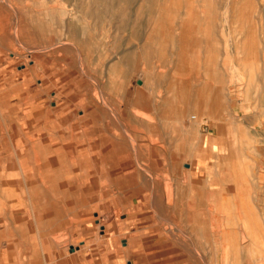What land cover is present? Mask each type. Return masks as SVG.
<instances>
[{
  "label": "rangeland",
  "instance_id": "374dc122",
  "mask_svg": "<svg viewBox=\"0 0 264 264\" xmlns=\"http://www.w3.org/2000/svg\"><path fill=\"white\" fill-rule=\"evenodd\" d=\"M0 23V264H223L208 204L264 185L195 165L225 162L218 123L261 132L264 0H0Z\"/></svg>",
  "mask_w": 264,
  "mask_h": 264
},
{
  "label": "crops",
  "instance_id": "0c3cea01",
  "mask_svg": "<svg viewBox=\"0 0 264 264\" xmlns=\"http://www.w3.org/2000/svg\"><path fill=\"white\" fill-rule=\"evenodd\" d=\"M7 83V79L1 80L0 86L3 85L4 87ZM4 92L3 94H5ZM144 100H146V97L142 95L139 101L146 104L147 102L145 103ZM4 105H7L6 99L4 100ZM1 118L4 120L3 114L0 116L2 123ZM258 120L261 132L256 133V140L247 141L245 143L246 147L243 146L240 136L236 135L233 127L230 129L233 123L228 121L222 124L218 123V126H223L222 139L225 162L223 165H216L217 158L214 161L206 162L204 157L201 156L197 158L195 169L199 171L204 170L205 174L203 176L207 177V179L217 171L222 177L221 182L231 186L240 185L245 182L244 177H248L249 174L246 168H252L251 173L255 177L256 182L264 185V122H260V118H256V120L248 118L245 125L247 124V127H250ZM2 127L4 128L3 124ZM225 127L229 128L226 129ZM148 134L150 135L152 132L149 131ZM190 134L193 135L194 133ZM249 136H254L253 130L249 132ZM222 139L219 136V140L222 141ZM244 151V157L246 158L243 159ZM185 165L187 173L194 176L192 174L194 172V164ZM211 169L214 170L213 173ZM236 189L231 190L229 188L230 191L234 192L232 193L234 195H222L221 200H216L215 205L218 207L217 210L213 209L214 205L212 203L208 204L209 214L211 213L213 216L211 220L213 230H218L221 233L219 242L222 245L224 253L223 264H264V195H240L238 187ZM207 195H211L210 192ZM208 198L210 197L208 196ZM54 251L55 249L50 250L52 254L48 255H53ZM79 256L80 254L69 256L66 261L77 259ZM81 259L86 260L84 264H88L87 260H90L85 259V257ZM20 262L18 261V263ZM90 264H93V261Z\"/></svg>",
  "mask_w": 264,
  "mask_h": 264
},
{
  "label": "bare ground",
  "instance_id": "6f19581e",
  "mask_svg": "<svg viewBox=\"0 0 264 264\" xmlns=\"http://www.w3.org/2000/svg\"><path fill=\"white\" fill-rule=\"evenodd\" d=\"M62 1H64V0H61V2ZM119 1V0H118ZM63 6V5H62ZM94 6V5H93ZM92 6V7H93ZM114 6H115V4H114ZM89 10V9H88ZM116 13V12H115ZM91 14V13H90ZM100 14H102V13H100ZM65 21V20H64ZM66 27H69V25H67ZM70 28H71V26H70ZM9 30H8V27H7V25H5V24H2V23H0V39H9V40H11V41H14L12 38H10L9 37ZM13 51V50H12ZM21 57V56H20ZM17 57H15L14 59H11V62H13L15 59H16ZM16 61V60H15ZM200 61V60H199ZM117 69V68H116ZM111 72V71H110ZM16 92V91H15ZM175 95H176V93H175ZM178 96V95H177ZM15 97V96H14ZM179 99V98H178ZM209 104V103H208ZM200 124H201V122H200ZM105 159V158H104ZM32 189H33V187H32ZM29 190V189H28ZM35 199V198H34ZM36 206L35 205H33V207H32V209H31V213H30V215L28 216V220H31V221H34L35 223V225L36 224H39L41 221H43L44 223H49L50 221H51V218H52V214H51V212L50 211H43L45 208H47V207H45L42 211H43V213H42V211L41 212H39V210L37 209L36 210ZM4 217V216H3ZM26 218H24V216L22 217L21 215H18V214H15L14 212H9V213H7V215L5 216V218L3 219V222H4V224L5 223H10V221H13V224H11V225H13L15 228H17V227H19V225L25 220ZM107 219H109L110 220V218H107ZM1 225V224H0ZM40 225V224H39ZM8 226V225H7ZM34 226V225H33ZM52 227V226H51ZM38 229V228H37ZM98 229V228H97ZM40 230V229H39ZM46 230V229H45ZM106 231H107V229H106ZM40 232H41V230H40ZM39 232V233H40ZM52 230H51V232L49 231V232H46V238L42 241L43 243H42V246H43V249L44 250H46V247L45 246H47L50 250H52V249H55V248H58L59 246H60V244H61V239H59L57 236H55V233L52 235ZM107 234V233H106ZM43 236V235H42ZM59 236V235H58ZM41 237V236H40ZM64 238V237H63ZM65 239V238H64ZM63 239V240H64ZM40 240V239H39ZM8 243L9 241H4V239L2 238V237H0V245L2 244V243ZM63 243V242H62ZM69 243V242H68ZM80 244V243H79ZM82 244V243H81ZM80 244V245H81ZM56 246H58V247H56ZM88 246V243H87V241H86V243L82 246V252L84 251L83 249H85L86 247ZM61 247V246H60ZM48 249V252H49V254H50V250ZM75 249V248H74ZM91 249V248H90ZM46 255V254H45Z\"/></svg>",
  "mask_w": 264,
  "mask_h": 264
}]
</instances>
